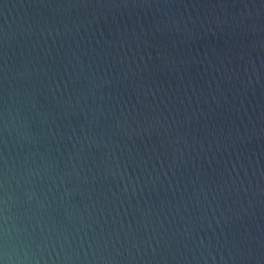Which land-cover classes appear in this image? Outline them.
I'll return each mask as SVG.
<instances>
[{
	"label": "water",
	"instance_id": "1",
	"mask_svg": "<svg viewBox=\"0 0 264 264\" xmlns=\"http://www.w3.org/2000/svg\"><path fill=\"white\" fill-rule=\"evenodd\" d=\"M0 264H264V0H0Z\"/></svg>",
	"mask_w": 264,
	"mask_h": 264
}]
</instances>
